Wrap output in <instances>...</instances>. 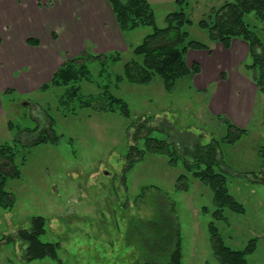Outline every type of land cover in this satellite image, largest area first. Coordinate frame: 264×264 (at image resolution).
Instances as JSON below:
<instances>
[{"label": "rangeland", "instance_id": "obj_1", "mask_svg": "<svg viewBox=\"0 0 264 264\" xmlns=\"http://www.w3.org/2000/svg\"><path fill=\"white\" fill-rule=\"evenodd\" d=\"M14 1L28 16L2 18L0 30L2 33L7 31L4 39L7 44L14 42L20 47L18 40L22 43L24 35L30 33L41 37L45 51H59L64 60L84 52L108 57L119 53L121 59L108 58L104 65L98 59L87 61L91 76L78 84L85 99L105 97V91L123 99L129 106L131 118H125L118 110L79 108L78 101L71 105L74 111H67L59 103L65 86L27 89L24 84L23 88L17 85L16 90L8 93L11 89H5L13 83H22L29 68L20 67L15 80L8 84L3 83L5 78L0 79L3 110L0 114V147L16 144L15 164L21 171L20 178H8L6 184V189L14 196V207L10 210L0 207V264H138L143 261V255L139 247L127 242L128 223L133 217H149L153 192H149L141 204H137L136 198L143 189L150 187L159 188L176 204L184 264H223L214 253L211 223L225 244L233 249L241 250L255 238L257 249L247 255L246 264H264V183L261 182L264 178V93L259 92L256 84L249 83L244 87L236 81L237 85H231L233 94L228 95L223 90L215 96L212 94L217 81L206 91L199 90L193 74L179 79L171 91L166 89L159 75L149 83H133L124 73L125 64L136 57L131 47L140 44L153 32V27L143 26L124 33L119 30V35L113 30V13L107 6L102 7L101 0H94L90 5L93 13L96 9L105 15L107 9V16L112 14L113 19L104 26L105 29H97V34L89 37V26L83 21L79 31L75 28V19H79L77 14L85 9V2L81 0H68L69 3L66 0H21V4ZM148 1L159 27L166 26L169 13L182 8L192 20L187 26L188 39L208 44L214 53L220 47L226 51L222 69L229 59L240 61L241 51L234 58L233 52L227 51L230 49L212 42L208 31L199 24L213 7L233 0H185V4H178L177 0ZM66 4L70 5L69 10L65 9ZM33 8L45 15L36 17ZM6 9L14 10L9 5ZM248 20H254V15H249ZM94 24L92 21V28ZM258 24L264 34V22L258 21ZM52 32L57 38L51 37ZM238 40L244 43L242 39ZM190 52L192 55L186 58L190 66L196 57L202 58L205 54V50ZM8 57L11 56L7 51H0L2 61L6 62ZM211 62L212 57L207 54L205 66ZM250 62L247 53L239 65L225 68L227 73L224 71L220 77L242 74L254 82L252 73L245 69ZM7 66L3 64V67ZM218 68L217 65V72ZM12 78L10 73L6 75V79ZM254 93L252 120L242 122L236 116L237 108L247 105ZM211 105L223 108L212 109ZM45 114L55 120L54 127L61 136L59 142L29 145L35 134H28L26 130L36 129L44 123ZM220 116L245 129L244 133H236L240 136L233 142L221 141L227 136L228 127L223 120L218 121ZM145 119L152 128L151 136L170 144L178 139L191 146L195 140L192 136L199 134L203 136L200 142L204 144L213 138L221 141L219 151L223 163L217 169L226 175V187L245 211L237 213L226 209L224 218L217 219L213 190L187 171L184 151L174 164L167 155L148 153L131 170H126L130 146L144 148V134L137 141L133 136L134 126ZM179 144H176L178 148ZM181 175L188 176V190L177 189ZM36 216L47 220L46 233L41 239L59 244L57 259L26 261L23 257L27 245L17 234L20 230L30 229Z\"/></svg>", "mask_w": 264, "mask_h": 264}, {"label": "trees", "instance_id": "obj_2", "mask_svg": "<svg viewBox=\"0 0 264 264\" xmlns=\"http://www.w3.org/2000/svg\"><path fill=\"white\" fill-rule=\"evenodd\" d=\"M111 7L115 21L122 33L135 30L139 27L151 26L153 32L148 34L143 41L132 46V52L136 56L129 60L124 67L127 79L133 83H149L155 75H159L167 90L171 91L175 83L190 74H198L201 67L197 62L191 66L187 63V54L190 50H205L211 52V47L201 41L190 40L187 26L192 24L190 16L181 8L166 16V26L159 27L155 13L148 0H107ZM178 4H185V0H177ZM254 15V20H248L249 15ZM258 21L264 22V0H233L223 3L219 7H213L211 12L200 21V26L209 33L212 42H217L225 49H230L233 40L242 39L249 45L251 62L246 64L252 80L259 92L264 93V34ZM51 37L57 38L55 32ZM27 44L39 46L38 38L29 37ZM117 61L121 59L119 53H113L111 57L105 54H92L84 52L70 57L56 69L51 80L40 88L65 86L66 91L60 98V106L67 111H74L71 105L78 101L80 107H92L101 111L118 110L122 116L129 119L131 113L128 104L120 98L104 92L105 97H90L85 99L81 95L79 81L88 80L91 76L87 61L98 59L104 65L107 59ZM142 58V60H139ZM225 78V74H223ZM11 93L12 90H8ZM44 115V114H43ZM45 122L40 123L36 129L26 132L35 134L29 141V145L36 146L42 143L56 144L61 136L54 127L55 120L45 114ZM219 120L225 122L228 134L221 141L233 142L244 133L245 129L235 126L227 118L220 116ZM145 119L137 123L133 140L137 141L144 134L145 145L141 149L137 145H131L126 156L127 169L131 170L135 163L142 161L146 154H164L170 158V163L177 162L180 153L186 156L184 164L191 175L213 190L216 211L214 216L223 219L226 209L237 213L245 211L244 206L238 202L226 187V175L218 171L223 163L220 156V142L213 138L207 144L199 136H192L194 143L191 146L187 142L174 141L170 144L166 140H159L151 136L152 128ZM136 124V123H133ZM12 124H10V127ZM236 133L240 135L236 136ZM20 142L19 139L15 140ZM179 144V148L176 146ZM16 144L0 147V207L10 210L14 207V196L6 189L8 178H20V168L15 164ZM187 175H181L177 189L188 190ZM260 177H258L259 179ZM259 183V180L256 181ZM264 183V178L261 180ZM151 216L143 218H130L127 231V242L143 255V261L138 264H184L182 248L181 225L177 215V208L169 196L156 187L143 189L137 196V204L146 199L149 192ZM146 206V205H145ZM47 220L42 216L32 219L30 229L20 230L18 238L27 245L24 252L26 261H34L44 258L57 259L59 244L45 242L41 237L46 233ZM214 253L223 264H246L247 255L257 249L256 239H251L241 249H233L227 246L219 235L217 228L210 226Z\"/></svg>", "mask_w": 264, "mask_h": 264}, {"label": "crops", "instance_id": "obj_3", "mask_svg": "<svg viewBox=\"0 0 264 264\" xmlns=\"http://www.w3.org/2000/svg\"><path fill=\"white\" fill-rule=\"evenodd\" d=\"M19 3L21 4V0ZM40 1V0H39ZM49 1V0H48ZM68 2V0H66ZM80 1V0H79ZM84 3L85 9H83L82 12H79L77 14V16L79 17V19H75V21H77L75 23V28L77 31L80 30V22H84L86 25L89 26V37L92 35L97 34V29H101L104 28V26L108 25V23L110 21H112V14H111V19L110 17L107 16V9H106V13L105 15L98 13L95 9V12L93 13V10L91 9V2H94V0H81ZM80 1V2H81ZM102 1V7H108L109 8V12L112 13L111 11V7L108 4L107 0H101ZM69 3V2H68ZM10 6L12 8H14V10L11 11H7L6 7ZM23 6V5H22ZM19 7H21V5H19ZM70 5L66 4L65 9L69 10ZM16 9V10H15ZM33 12L36 14V17H41L44 16L45 13L44 12H40L42 13V15L39 13V11L35 8H33ZM81 13V14H80ZM5 16H16V18L19 17H25L28 16V13L26 12L25 9H21V8H17V3L14 0H0V23L2 21V18ZM89 19V20H88ZM92 21L95 22L93 28H92ZM113 22L115 23V25L113 26V30L115 32H117L120 35V29L116 23L115 20H113ZM97 24L98 27L97 28ZM105 29V28H104ZM27 35H24L26 37H24V39L22 40V43L20 41V39L17 42V45H19L20 47L16 46V43H9L7 44V42L4 40L7 36V31L0 30V51L3 50V52L7 51L8 54L11 57L7 58V61H2V58L0 59V79H3V83L8 84L10 80H15V75L17 74V71L19 72V68H29V73L26 76V79H24L22 81V83L20 84H11L12 87H7L5 90L7 89H11L16 90L17 89V85L19 87L23 88V85L25 84V87L27 89H31L33 87L35 88H40L44 82H49V80H51L55 70L64 62V58H62L63 56L60 55V52L53 50V49H48V52L45 51L42 47V42L40 43L39 46H31L29 47L27 44V39L29 37H34V38H38L39 40L41 39V37H38V34H30V33H26ZM30 34V35H29ZM59 40V39H58ZM245 43V42H244ZM241 43V41H239L238 39L233 40L232 46L230 48V50L227 51H231L234 54V58H236V55L239 51H241V55L239 57V62L237 61H233L232 59H229V61L227 63H225L224 65V69H222V64H223V60L222 58L225 57L226 51L224 49H222L219 45V47L216 50V53H214V50H212L211 53H209L208 51H205V54H203L202 58H198L196 57L194 59V62H197L200 67H201V71L200 73L194 75L193 77V81L195 83V86L197 87V89L199 90H207L210 85L213 82L217 81V84L215 86V90H213V94L212 95H219L223 90H225L228 95L233 94V90L231 89V85H237L235 82H241V85H243L244 87H247L250 83V85H255L254 82L249 81V78L247 79L244 75L242 74H235L233 73V77H229L227 74V77L225 79L222 78V76L220 77V74L222 73H227V69L225 68H231V67H235L237 65H239L242 61V59L247 57V53H249V47L247 44ZM83 49H85V47H83ZM62 51V49H59ZM190 52V51H189ZM187 54L188 55H192V52H190ZM207 54L211 55L212 57V62L211 64H209L208 66H205V60H207ZM244 54V55H243ZM229 55H232V53H230ZM243 55V58H242ZM242 58V59H240ZM188 61V60H187ZM188 63V62H187ZM4 65H8L7 68L3 67ZM189 65V63H188ZM217 65L219 66L218 68V72H217ZM190 66V65H189ZM9 70L10 75L13 77L12 79H6V75H9V73H5L6 71ZM225 71V72H224ZM191 75V74H190ZM251 78V77H250ZM1 83V84H3ZM8 86V85H6ZM256 89V87L254 88ZM5 90H3L2 92H6ZM244 92V91H243ZM255 93L252 97V99L248 102L247 105H245L242 108H237L236 111V116L238 117V119L242 122L247 123L248 120H252L253 114H252V107H254L255 105ZM238 98V97H237ZM2 105H1V100H0V114L3 113V110L1 109ZM215 109H222V106H212ZM222 112V111H221Z\"/></svg>", "mask_w": 264, "mask_h": 264}]
</instances>
